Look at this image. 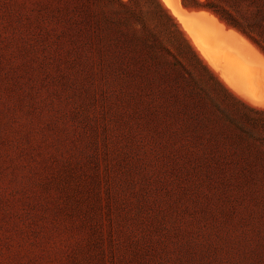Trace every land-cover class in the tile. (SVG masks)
<instances>
[{
	"label": "rangeland",
	"instance_id": "374dc122",
	"mask_svg": "<svg viewBox=\"0 0 264 264\" xmlns=\"http://www.w3.org/2000/svg\"><path fill=\"white\" fill-rule=\"evenodd\" d=\"M175 1L0 0V264H264V0Z\"/></svg>",
	"mask_w": 264,
	"mask_h": 264
},
{
	"label": "bare ground",
	"instance_id": "6f19581e",
	"mask_svg": "<svg viewBox=\"0 0 264 264\" xmlns=\"http://www.w3.org/2000/svg\"><path fill=\"white\" fill-rule=\"evenodd\" d=\"M165 2H166V5L167 6H169L170 7V5L172 6V4L170 3V2H168V0H164ZM175 1V0H174ZM162 2V1H161ZM165 2H164V4H165ZM163 3V2H162ZM175 4L176 3H178V1L176 2H174ZM174 4V5H175ZM179 4V3H178ZM180 5V4H179ZM165 6V5H164ZM173 7V6H172ZM175 7V6H174ZM173 7V9H175L176 7L178 8V6H176L175 8ZM167 8V7H166ZM172 9V8H171ZM180 10L182 9L181 8V6H180V8H179ZM179 10V11H180ZM169 11H170V9H169ZM183 11V10H182ZM187 11V10H186ZM171 12V11H170ZM172 12H175L176 13V10L175 11H172ZM171 12V13H172ZM191 12V11H190ZM190 12H188V13H190ZM195 13V12H194ZM198 13V12H197ZM202 13H205V12H201V14ZM206 14H208V13H206ZM180 15V14H179ZM175 16V15H174ZM205 17H206V15H204ZM209 15H207V17H208ZM205 17H203V16H200V14H199V16H195V15H191V16H189V17H187V21L193 26V27H197L198 28V26H200L202 23H203V25L202 26H204V25H206V24H208V26H212L213 28H215V30H217V32H218V34L221 32V29H220V27H217L214 23H215V21H214V23H212V22H210V20L211 19H206ZM210 17H212L213 18V16H209V18ZM215 19V18H214ZM216 20V19H215ZM194 22V23H193ZM201 23V24H200ZM216 23H217V21H216ZM219 25H221V24H219ZM184 26H186V25H184ZM189 27H190V25H188ZM191 26V27H192ZM222 26V25H221ZM190 27V28H191ZM187 28V27H186ZM207 28V27H206ZM210 29V28H209ZM223 29H225V28H223ZM184 30V29H183ZM229 30V29H228ZM187 31V30H186ZM227 31V30H226ZM189 32V31H188ZM212 32H215V31H212ZM211 31H210V33H212ZM228 32V31H227ZM233 33V31H231L230 30V33ZM235 33V32H234ZM209 34V33H208ZM214 34V33H213ZM226 34V33H225ZM237 34V33H236ZM238 35V34H237ZM188 36V35H187ZM190 36V35H189ZM188 36V37H189ZM219 36V35H218ZM192 37V36H191ZM211 37V36H210ZM238 37H239V35H238ZM241 37V36H240ZM239 37V38H240ZM195 38H197V37H195ZM199 38V37H198ZM209 38V37H208ZM224 38V37H223ZM215 39H217L216 37H215ZM225 39V38H224ZM230 39H233V38H230ZM230 39H228V40H230ZM236 39V38H235ZM241 39H242V37H241ZM193 40V39H192ZM210 40V39H209ZM217 40H219V39H217ZM223 40V39H222ZM234 40V39H233ZM243 40V39H242ZM196 41V43H199V42H197V41H199V39L197 40H195ZM212 41V40H211ZM214 41V40H213ZM220 41V40H219ZM225 41V40H224ZM223 41V42H224ZM235 41V40H234ZM236 41H238L239 42V40H236ZM244 41V40H243ZM206 42V41H205ZM241 42V41H240ZM214 43V42H213ZM217 43V42H216ZM247 43V42H246ZM200 44V43H199ZM212 44V43H211ZM224 44V43H223ZM228 44L229 43H226V44H224L225 46H228ZM232 44H234V42H232ZM241 44V43H240ZM244 44V43H243ZM248 44V43H247ZM216 44H214L213 46H215ZM224 45H222V47L224 48ZM234 46V45H233ZM249 46V45H248ZM247 46V47H248ZM219 47H221V46H219ZM229 48L230 47H232L230 44H229V46H228ZM228 47H225L227 50H228ZM237 47V46H236ZM236 47H234L235 49H237ZM252 46H250V48H251ZM216 48H217V46H216ZM240 48V47H239ZM249 48V47H248ZM219 49V48H218ZM222 49V48H221ZM225 49V50H226ZM241 49V48H240ZM245 49V48H244ZM253 49V48H252ZM256 49V48H255ZM208 50H210V49H208ZM215 50V49H214ZM226 50V51H227ZM251 50V49H250ZM219 51V50H218ZM217 51V52H218ZM241 51H242V49H241ZM244 51V50H243ZM255 51V50H254ZM253 51V52H254ZM247 52H249V50H247ZM203 53H204V51H203ZM212 53H213V51H212ZM211 53V54H212ZM214 53H215V51H214ZM220 53V52H219ZM224 54H225V52H223ZM222 53V54H223ZM236 53V52H235ZM250 53V52H249ZM255 53H257V52H255ZM211 54H209V55H211ZM242 54H245L244 52L243 53H241V55ZM216 55V54H215ZM253 55V54H252ZM217 56V55H216ZM224 56V58L222 57V59L223 60H225L226 62H230L231 63V59L230 58H227V56H226V54L225 55H223ZM226 56V57H225ZM233 56V55H232ZM238 56V55H237ZM260 56V55H259ZM234 57V56H233ZM215 58H218V57H215ZM220 58V57H219ZM236 58V57H235ZM250 58V57H249ZM248 58V59H249ZM260 58V57H259ZM261 58H262V56H261ZM208 59H209V57H208ZM214 58H212V60H213ZM244 59H246V58H244ZM243 59V60H244ZM254 59V58H253ZM262 60H264L263 58H262ZM261 60V61H262ZM234 61H235V59L233 60V62H232V64L234 63ZM238 61V60H237ZM255 61L257 62V60L255 59ZM220 62H221V60H220ZM240 62H242V61H240ZM240 62H238V63H240ZM245 62H246V60H245ZM213 63V62H212ZM211 63V65H212V67L214 68L216 65L215 64H212ZM216 63H219V61H217ZM246 63H248V62H246ZM259 63V62H258ZM263 63H264V61H263ZM220 64V63H219ZM218 64V65H219ZM221 64H223L222 62H221ZM228 64V63H227ZM241 65H242V63H240ZM254 63H252V65H253ZM237 65V64H236ZM246 65H248V64H246ZM221 67V66H220ZM233 67H235V65L234 66H232V68ZM238 67V66H237ZM231 68V67H230ZM240 68V67H239ZM261 68H262V66H261ZM214 69H216V68H214ZM218 69V68H217ZM216 69V70H217ZM234 69V68H233ZM237 68H235V70H236ZM255 69V68H254ZM264 69V68H263ZM259 70V69H258ZM238 71H240V70H238ZM241 72V71H240ZM252 72V71H251ZM220 73H218V75H219ZM241 74V73H240ZM243 74H244V72H243ZM257 74H259L260 75V73L258 72ZM261 74H263V73H261ZM254 75V74H253ZM246 76V75H245ZM244 77V76H243ZM247 78L245 79L246 81L249 79L248 78V76H246ZM250 77H251V75H250ZM253 77V76H252ZM242 78V77H241ZM226 80V79H225ZM262 81V80H261ZM249 82V81H248ZM251 82H252V80H251ZM228 83V85H229V87H227V88H229V89H231L239 98H241V99H243V100H245L247 103H251V105H253V106H255V107H263L264 108V101L263 100H259V99H261L260 97H259V99H256V98H254L251 94H250V92L251 91H253V90H249V88H252V89H254V86H252V87H248L247 85H246V87L244 88V87H241V88H235L233 85H232V83L230 82V81H228L227 82ZM254 83V82H253ZM255 83H256V81H255ZM258 83V82H257ZM224 84H225V82H224ZM250 85V84H249ZM260 85V84H259ZM258 85V86H259ZM264 88V87H263ZM259 89H261V87H259ZM247 90V91H246ZM257 90H258V88H257ZM259 91V90H258ZM261 91V90H260ZM260 91H259V93H260ZM253 93H255V91L253 92ZM263 93V92H262ZM264 94V93H263ZM262 94V95H263ZM257 95V94H256ZM260 96V95H259ZM264 99V98H263Z\"/></svg>",
	"mask_w": 264,
	"mask_h": 264
},
{
	"label": "trees",
	"instance_id": "16d2710c",
	"mask_svg": "<svg viewBox=\"0 0 264 264\" xmlns=\"http://www.w3.org/2000/svg\"><path fill=\"white\" fill-rule=\"evenodd\" d=\"M213 0H207V3L210 6H206L209 10H211L214 14L220 16L222 20L227 22L233 28L237 30H241V32L251 33L254 31V25L250 23L248 18V14L243 7V4L239 2L240 0H217L218 2H223L228 9L220 8L219 6H213ZM239 19L241 22H239ZM244 33V34H245ZM254 40V38H252Z\"/></svg>",
	"mask_w": 264,
	"mask_h": 264
},
{
	"label": "crops",
	"instance_id": "0c3cea01",
	"mask_svg": "<svg viewBox=\"0 0 264 264\" xmlns=\"http://www.w3.org/2000/svg\"><path fill=\"white\" fill-rule=\"evenodd\" d=\"M190 10V9H189Z\"/></svg>",
	"mask_w": 264,
	"mask_h": 264
}]
</instances>
